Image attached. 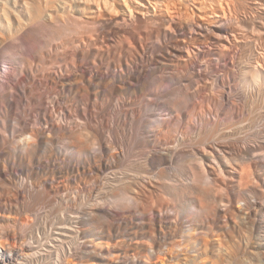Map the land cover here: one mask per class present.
I'll list each match as a JSON object with an SVG mask.
<instances>
[{
  "label": "bare ground",
  "instance_id": "bare-ground-1",
  "mask_svg": "<svg viewBox=\"0 0 264 264\" xmlns=\"http://www.w3.org/2000/svg\"><path fill=\"white\" fill-rule=\"evenodd\" d=\"M199 260L264 264V0H0V264Z\"/></svg>",
  "mask_w": 264,
  "mask_h": 264
},
{
  "label": "rangeland",
  "instance_id": "rangeland-1",
  "mask_svg": "<svg viewBox=\"0 0 264 264\" xmlns=\"http://www.w3.org/2000/svg\"><path fill=\"white\" fill-rule=\"evenodd\" d=\"M200 262H202L201 260H199ZM199 261H197L195 264H199ZM200 264H205V262L200 263Z\"/></svg>",
  "mask_w": 264,
  "mask_h": 264
}]
</instances>
